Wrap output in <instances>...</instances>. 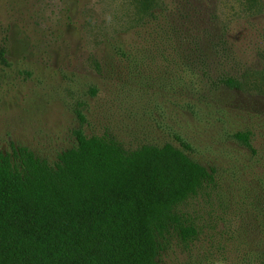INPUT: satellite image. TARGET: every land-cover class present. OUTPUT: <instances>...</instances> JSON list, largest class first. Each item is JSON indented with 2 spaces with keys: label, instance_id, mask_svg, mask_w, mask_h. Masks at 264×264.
<instances>
[{
  "label": "rangeland",
  "instance_id": "1",
  "mask_svg": "<svg viewBox=\"0 0 264 264\" xmlns=\"http://www.w3.org/2000/svg\"><path fill=\"white\" fill-rule=\"evenodd\" d=\"M180 2L190 3L201 29L224 36L230 59L222 71L240 89L204 88L198 71L175 57L134 65L116 54L111 44L132 35L121 31L127 20L118 21L123 0H0L8 62L0 61V150L22 145L54 162L80 128L129 148L179 146L182 138L194 160L216 170V185L212 197L187 207L198 239L173 244L160 263L257 264L264 257V0ZM237 132H250L254 151Z\"/></svg>",
  "mask_w": 264,
  "mask_h": 264
},
{
  "label": "trees",
  "instance_id": "2",
  "mask_svg": "<svg viewBox=\"0 0 264 264\" xmlns=\"http://www.w3.org/2000/svg\"><path fill=\"white\" fill-rule=\"evenodd\" d=\"M123 1L129 11L118 8V21L127 20L121 31L132 35L111 44L116 54L134 65L175 57L198 71L204 88H241L222 71L230 59L224 36L201 29L190 3ZM139 41L149 46L138 48ZM6 54L1 48L4 65ZM212 69L220 70L212 76ZM235 136L255 150L250 132ZM75 137L54 162L22 145L0 150V264H161L173 244L198 239L187 207L212 197L216 170L194 160L186 141L129 148L110 133L86 135L81 128Z\"/></svg>",
  "mask_w": 264,
  "mask_h": 264
}]
</instances>
